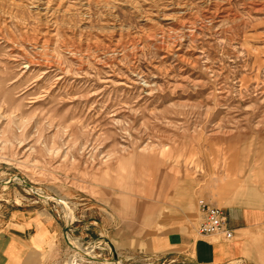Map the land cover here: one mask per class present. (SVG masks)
<instances>
[{"label":"rangeland","instance_id":"1","mask_svg":"<svg viewBox=\"0 0 264 264\" xmlns=\"http://www.w3.org/2000/svg\"><path fill=\"white\" fill-rule=\"evenodd\" d=\"M172 2L0 0V211L64 221L53 264L181 262L154 238L264 163V1Z\"/></svg>","mask_w":264,"mask_h":264},{"label":"crops","instance_id":"2","mask_svg":"<svg viewBox=\"0 0 264 264\" xmlns=\"http://www.w3.org/2000/svg\"><path fill=\"white\" fill-rule=\"evenodd\" d=\"M231 162L223 157L209 186L216 198L213 205L225 204L221 208L233 237L203 235L196 239L170 231L154 238L160 259L171 255L181 259L176 264H264V163H257L253 179L241 177L238 171L236 182L237 163ZM65 233L64 221L48 208L19 205L0 211V264H53L66 250Z\"/></svg>","mask_w":264,"mask_h":264},{"label":"built area","instance_id":"3","mask_svg":"<svg viewBox=\"0 0 264 264\" xmlns=\"http://www.w3.org/2000/svg\"><path fill=\"white\" fill-rule=\"evenodd\" d=\"M199 210L202 214V221L199 227L201 234L222 236L226 239L233 237V231L226 226L227 216L223 208L213 205L205 199H200Z\"/></svg>","mask_w":264,"mask_h":264},{"label":"bare ground","instance_id":"4","mask_svg":"<svg viewBox=\"0 0 264 264\" xmlns=\"http://www.w3.org/2000/svg\"><path fill=\"white\" fill-rule=\"evenodd\" d=\"M118 1V0H117ZM120 1V0H119ZM177 1V0H176ZM214 1V0H213ZM264 1V0H263ZM175 2V0H173V2L172 3H174ZM175 4H177V3H175ZM214 4V3H213ZM216 4H217V2H216ZM178 5V4H177ZM207 5H210V4H207ZM218 7V6H217ZM213 9H215V8H213ZM255 9V8H254ZM256 9H258V8H256ZM261 12V11H260ZM215 15L217 14V13H214ZM213 14V15H214ZM215 17V16H214ZM183 19V18H182ZM179 20V19H178ZM196 21V20H195ZM182 22V21H181ZM180 23V22H179ZM186 23V22H185ZM190 23V22H189ZM180 24H182V23H180ZM184 26V25H183ZM191 26V25H190ZM179 27V26H178ZM186 27H188L187 25H186ZM181 29V28H180ZM18 180V179H17ZM44 197V196H43ZM49 199V198H48ZM55 200V199H54ZM58 201V200H57ZM61 201H64V199L63 198H61ZM62 203H64V202H62ZM67 203V202H66ZM72 214V213H71ZM72 216V215H71ZM71 221H72V217H70L69 218ZM75 244H73V243ZM69 243L73 246V247H75V250H77L76 252L77 253H80V255L81 256H83V255H85V256H87V257H89V258H91V260L92 261H101L96 255H94V254H88V253H83V251L84 252H87L86 250H83V249H80V246L81 245H79V244H77V241H72V238L69 240ZM83 250V251H82ZM73 259H75V258H73ZM72 259V261H70V264H77L76 262H74V260ZM106 261H109V260H106V259H102V263L104 264ZM110 264H113L111 261H110Z\"/></svg>","mask_w":264,"mask_h":264},{"label":"water","instance_id":"5","mask_svg":"<svg viewBox=\"0 0 264 264\" xmlns=\"http://www.w3.org/2000/svg\"><path fill=\"white\" fill-rule=\"evenodd\" d=\"M115 258H116V262H117V260L119 258V255L117 253H115Z\"/></svg>","mask_w":264,"mask_h":264}]
</instances>
